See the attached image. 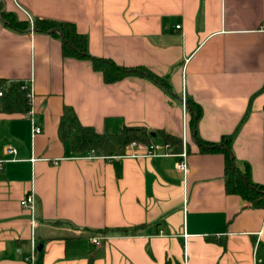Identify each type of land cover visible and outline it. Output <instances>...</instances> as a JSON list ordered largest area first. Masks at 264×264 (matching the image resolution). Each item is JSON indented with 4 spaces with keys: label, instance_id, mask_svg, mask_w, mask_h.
<instances>
[{
    "label": "crops",
    "instance_id": "0c3cea01",
    "mask_svg": "<svg viewBox=\"0 0 264 264\" xmlns=\"http://www.w3.org/2000/svg\"><path fill=\"white\" fill-rule=\"evenodd\" d=\"M21 20L68 21L89 53L167 78L107 84L88 60L63 56L60 40L9 29L0 15V82L31 81L33 119L2 110L0 264H264V209L225 187V156L199 140L231 138L236 166L264 185V0H0ZM180 25V28L177 26ZM5 89V86H0ZM183 98L201 108L194 131ZM63 116L98 132L146 126L187 137L190 173L175 155L138 144L118 159L74 154ZM14 148L16 155L5 150ZM35 159V160H33ZM36 199V227L21 205ZM138 228L134 233L131 230ZM129 229L108 235L98 230ZM185 235H187L185 237ZM101 238V245L93 238ZM36 244L34 260L26 261Z\"/></svg>",
    "mask_w": 264,
    "mask_h": 264
},
{
    "label": "trees",
    "instance_id": "16d2710c",
    "mask_svg": "<svg viewBox=\"0 0 264 264\" xmlns=\"http://www.w3.org/2000/svg\"><path fill=\"white\" fill-rule=\"evenodd\" d=\"M0 15L3 23L11 30L25 33L33 29L37 33H46L58 39L62 43L64 57L88 60L92 63L93 69L103 75L107 84L118 82L128 76H140L151 79L161 85L165 90L171 92V85L167 78L160 77L146 67H124L118 65L111 59L94 57L89 53L88 37L78 31L76 25L68 21H56L51 19L35 18L32 20H21L13 12L2 11ZM3 89L2 110L7 113H27L30 109L28 91L23 89V83L11 82L10 85L0 82ZM187 102V109L190 114L188 121L191 129L196 131L197 123L201 117V108L192 101ZM75 117L63 116L59 125L61 140L69 142L74 154L86 156L94 152L95 156L109 158L113 161L117 178L122 175V166L118 159L127 155L133 142L150 145L154 141L171 143L172 152L181 153L183 149L182 139L164 131H153L146 126H123L118 133L107 134L98 132L89 125H80L79 130L73 133ZM231 138H223L221 143H209L199 140L200 152L221 153L225 156V187L228 193L238 194L248 201L253 207L264 209V185L253 182L250 168L247 165L244 170L236 166L235 159L231 154ZM188 148V147H187ZM189 152V148H188ZM140 227H134V233ZM120 231L127 234L129 229L105 228L98 230V233L108 235L111 232ZM88 264H92L90 259Z\"/></svg>",
    "mask_w": 264,
    "mask_h": 264
},
{
    "label": "built area",
    "instance_id": "2783aa9c",
    "mask_svg": "<svg viewBox=\"0 0 264 264\" xmlns=\"http://www.w3.org/2000/svg\"><path fill=\"white\" fill-rule=\"evenodd\" d=\"M32 22V19H31ZM181 26L178 25L177 28H180ZM32 82H26L23 83L22 88L28 91V99H29V105H30V109L27 111V113H25V116L27 118H29L31 120V124H32V136L34 137L35 135H38L42 132V129L35 123L33 116H34V109H32V101H33V97H34V92H33V88H32ZM4 91L2 89H0V97L3 96ZM183 105H184V111L186 112V101L183 98ZM182 143H183V149L182 152L179 154H175L178 157L181 158L180 162L177 164V169L180 172H183L185 175H188L190 173V167L188 165L187 162V137H186V133L183 135L182 137ZM138 143L137 142H133L131 144V147L137 146ZM172 149V145L171 143H164V142H160V141H154L152 142L150 145H148V151H147V156L148 157H152V156H168V155H174V153L171 152ZM5 153L7 155H16L17 151L14 148H7L5 150ZM92 155H94V152H92ZM35 160V159H33ZM7 161H11L10 159L6 160L3 159L2 157H0V169L2 168V164L4 162ZM21 205L23 207H25L26 209H28L31 213V223L33 226V230L36 227V199L34 194H29L27 195L22 201H21ZM187 235H185L186 237ZM93 243L96 244L97 246L101 245V238L95 237L93 238ZM36 253V244L35 241L33 240V250H32V254L31 256H28L25 258L26 261H33L34 260V255Z\"/></svg>",
    "mask_w": 264,
    "mask_h": 264
},
{
    "label": "water",
    "instance_id": "95a60500",
    "mask_svg": "<svg viewBox=\"0 0 264 264\" xmlns=\"http://www.w3.org/2000/svg\"><path fill=\"white\" fill-rule=\"evenodd\" d=\"M232 158H233V155H232Z\"/></svg>",
    "mask_w": 264,
    "mask_h": 264
},
{
    "label": "rangeland",
    "instance_id": "374dc122",
    "mask_svg": "<svg viewBox=\"0 0 264 264\" xmlns=\"http://www.w3.org/2000/svg\"><path fill=\"white\" fill-rule=\"evenodd\" d=\"M158 142V141H157Z\"/></svg>",
    "mask_w": 264,
    "mask_h": 264
}]
</instances>
